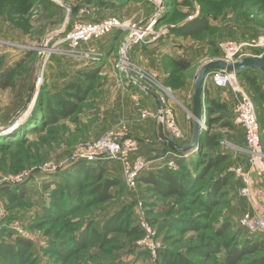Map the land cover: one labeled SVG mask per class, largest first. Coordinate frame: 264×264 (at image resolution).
I'll list each match as a JSON object with an SVG mask.
<instances>
[{
    "label": "rangeland",
    "instance_id": "rangeland-1",
    "mask_svg": "<svg viewBox=\"0 0 264 264\" xmlns=\"http://www.w3.org/2000/svg\"><path fill=\"white\" fill-rule=\"evenodd\" d=\"M113 1L0 0V264H165L172 260L178 263L181 258L190 264H223L226 250L222 244L248 236L240 221L253 203L263 201L260 196L264 193L258 196L256 188L264 186L255 177V196L251 200L240 196L244 183L235 169L249 166L245 134L235 122L231 94L227 109L210 116L206 111L205 93L204 123L198 147L188 154H180L181 159L198 164L192 170L193 185L187 187L185 195L170 196L139 180L149 171L168 166L174 157L167 155L172 151L165 153V147L155 153L147 149L140 151L138 155L142 159L162 160L152 162L135 184L126 182L120 163L103 162L104 179L111 177L120 183L111 190L112 199L108 202H98L95 184L87 178L70 181L75 193L71 205L69 199H63L65 184L55 186L57 182H68V176L64 180L61 174L76 162L72 160L79 150L108 135L120 141L151 140L154 145L160 142L155 134L130 129L127 108L138 119L144 110L131 88H137L144 95L148 93L145 89L153 92L173 111L183 132L181 138L173 139L186 145L193 130L190 99L201 67L224 58L223 46L230 41L251 45L242 49L241 57L264 52V0H165V5L164 0H151L154 4L146 2L144 13L134 4L116 6ZM161 3L164 13L167 9L171 12L164 21L159 19L150 38L168 27L166 35L158 41L170 42L169 47L176 46L181 55L188 56V50L193 51L191 68L181 71L170 58L159 62L136 59L132 47L127 49L129 63L125 70L117 67L127 41L152 20ZM76 10L79 13L72 16ZM82 10L85 14H81ZM203 14L208 16L210 29L194 36L173 32L175 25L191 22ZM110 18L119 19L125 27L111 48L99 52L95 65L86 66V61L65 56L61 50L65 51L67 45H57L63 38L60 31L73 20L99 22ZM115 34L86 46H100ZM41 52L46 54L39 63ZM89 67L97 68L100 73L92 80L93 88L84 100H77L76 92L66 91L63 85L72 77L78 79L77 69ZM10 69L14 72L8 77ZM250 73L258 76L264 88L263 75L254 70ZM130 76L139 81L136 86L129 82ZM6 81L8 87L3 88ZM34 81L38 86L33 103L18 118ZM240 81L256 105L264 142V99L244 79ZM51 93L67 97L76 111L66 115L65 108L56 99L48 98ZM40 105L46 112L34 114ZM152 114L158 116L157 111ZM211 135L219 136L218 145L202 154L204 142ZM219 155L226 157L222 164L210 171L208 168L205 174L198 171L208 159ZM231 173V180L220 195L214 191L209 193L217 179ZM22 188L27 197L19 194ZM214 196H217L215 203ZM226 224L230 225L229 229H224ZM18 238L31 246L25 243L19 246ZM17 247L21 253L16 257ZM2 254L10 257V263L3 262ZM262 262L264 251L245 257L239 264Z\"/></svg>",
    "mask_w": 264,
    "mask_h": 264
},
{
    "label": "built area",
    "instance_id": "built-area-1",
    "mask_svg": "<svg viewBox=\"0 0 264 264\" xmlns=\"http://www.w3.org/2000/svg\"><path fill=\"white\" fill-rule=\"evenodd\" d=\"M161 5L162 3L159 6ZM157 11H159V9ZM81 14H85V10H82ZM164 14L165 13L162 10L156 18V13L152 20L145 25V27H141L130 37L126 43L125 50H122L123 55L121 63L116 65L117 67H121L122 70H125L127 67L126 64L129 63L126 56L128 48L135 45L147 44L148 42L156 41L161 36L166 35L168 27H164L163 30L160 29L156 37L153 39L150 38L155 34V26ZM123 27L125 26L117 18L105 19L99 22H83L81 20H73L69 27L66 25L64 29L60 31L63 38L57 42V45L59 43L67 45L65 51L61 50L67 57H72L78 61L96 62L97 58L101 54L93 50H81L82 46L84 44H89L92 41H99L114 32L122 30ZM245 46L251 45H241L235 41L226 43L223 46L224 58H222V60L226 61L227 63H235L239 61L241 58V51L243 48H245ZM42 53H44L45 56L46 52ZM209 78H211L217 87L223 89L228 88L233 94L235 102V122L244 130L246 143L245 151L249 166L248 168L239 166L235 169V173L241 177L244 183V186L239 191L240 196L242 198H248L251 200L252 196H255L253 185L254 178H262L264 181V142L256 105L241 84L239 75L236 72H212L207 76L206 83ZM128 79L129 82L135 86L137 83H139V81L134 79L132 76H130ZM40 80L41 79L38 80L39 83ZM145 90L147 91V89ZM159 100L161 101V99ZM162 113L164 116L166 134L168 136H172H169L172 139L173 137L181 138L183 136V132L176 122L173 111L164 106ZM159 115V111L158 116L155 117V115L150 111L141 110L142 119L155 118L158 121ZM173 140L175 141V139ZM138 154H140V144L138 141L132 139L120 141L117 138H113L111 135H108L100 139L97 143H94L93 145L89 144L87 147L79 150L72 161H86L88 163H95L97 161L118 162L123 167L126 182L128 184H135V182H137L138 176L152 163L150 160L142 159ZM167 155L174 157L171 159V161H169L168 167L171 169H176L177 161L181 159V155L174 151L169 152ZM133 158L136 159L133 161ZM252 205V208L244 213L240 221L241 226L246 231H248L250 235L264 236V205L261 203H253Z\"/></svg>",
    "mask_w": 264,
    "mask_h": 264
},
{
    "label": "trees",
    "instance_id": "trees-1",
    "mask_svg": "<svg viewBox=\"0 0 264 264\" xmlns=\"http://www.w3.org/2000/svg\"><path fill=\"white\" fill-rule=\"evenodd\" d=\"M115 2V0L113 1ZM164 5H165V0L163 1ZM100 3L105 4L104 1H101ZM115 5V3H113ZM188 4V3H187ZM172 6V5H171ZM80 10H76L75 12H72L71 15L72 16H77V14L79 13ZM169 12H171V9H167V11L165 12V15L160 18V22L164 21L165 19L168 18L169 16ZM210 21L208 20V16L206 15H201L199 17H197L196 19L192 20L191 22H184V23H180L178 25H175L173 32H175V34L177 35H181V36H191V35H198L199 33H201L204 30L210 29L211 25L209 23ZM115 36L113 38V41L117 40V38L119 37L120 31L115 32ZM172 62L173 65H175L179 70L181 71H187L191 68L192 63L191 61H189L186 58L180 57L178 59L175 58H171L169 57ZM250 71L253 70H246V71H242L240 72L239 78L240 79H244L247 84L250 85V87L252 88V90L261 98L264 99V88L262 87V84L259 81L258 76H256L255 74H251ZM14 70L10 69L8 70L7 75L13 74ZM99 71L97 68L94 67H89V68H80L76 70V74H78V79L75 78H71L67 83H65L63 86L66 88V91H71L74 90L76 92L75 94V98L78 100H84V97L86 95L87 92L92 90V85L91 82L92 80H94L96 77H98L99 75ZM9 77V75H8ZM47 81V80H46ZM45 81V82H46ZM8 87V81L5 82L3 88H7ZM85 88V89H84ZM54 98L56 99V101L62 105V107L65 108V112L66 115L72 114L76 111L75 105H71V103L68 102L67 97L66 98H62L60 94H49L48 98ZM39 102H42L41 100H39ZM205 102L206 105H208L206 107V111L207 113H209V115H213L216 111L218 110H226L227 109V104L226 103H221V102H217L215 100H210L209 96L206 95L205 96ZM39 104V103H38ZM39 110L36 111L34 114H37L39 112H46L45 109L38 107ZM58 111H56V115H57ZM63 113V114H64ZM62 114V115H63ZM46 117V115L44 116ZM50 118L55 119V116L53 115H49ZM60 117V116H59ZM47 120V117H46ZM34 122V121H33ZM205 134V133H204ZM156 138L157 135L155 134ZM218 139L219 136L217 135H211L209 137H207V139L204 142V149H203V153L209 152L210 150H212L213 148H215L218 145ZM158 140V138H157ZM161 144L165 147V153L169 152V151H174L177 152L174 148L168 147L166 143H162ZM178 153V152H177ZM226 160V157L223 155H219V156H213L212 158L208 159L206 161V163H204V167H200V170H198L199 172L202 171V174H205V172L208 170L209 171L212 168H215L217 166H219L220 164H222L224 161ZM105 161H97L95 163H88L86 161H79V162H75L70 168L69 170L66 172L64 171L61 174V177L64 178V180L67 178L68 176V182L65 180V183H59L57 182L55 184V186H57V184H59L58 187H60V185H64L65 188H63L62 193H63V199H65V197L67 199H69L68 204H73L74 200L72 201V196H74V185L73 183L71 184L70 181H74L77 179H80L81 177L83 178H87L90 179L94 182L95 184V191L94 194L97 196V200L100 203H105L108 202L109 200L112 199L111 196V190L113 188L118 187V185H120L118 180L115 179H111V177H107V179H104V174H106V171L102 169L103 165ZM205 162V161H204ZM177 169H171L168 166H164L161 167L159 169H156V171H149V173H147L146 175H144V177H140L141 179H139L140 181L153 185L155 188H157V190H159L160 192H163L165 194L168 195H185L186 191H187V187H192L193 185V174L194 172L192 171L194 169V167H197L198 164L196 162V164L191 163L187 160L184 159H180L177 161ZM66 172V174H65ZM67 175V176H65ZM233 174H229V175H225L220 177L219 179H217L212 185V189H210L209 193H217L216 195H220L221 192L223 191L224 188H226V186H228V182L229 180H231V176ZM47 189H51V186H46ZM46 189V190H47ZM209 189V187L207 188ZM214 191V192H213ZM19 194H21V196L23 197H27V194H25V190L22 188L19 190ZM217 196H214L213 203H215V198ZM51 204H53V201L51 202ZM49 212V211H48ZM229 224H226L224 226V229L227 228L229 229ZM220 230L221 232L224 230ZM245 230V229H244ZM248 236L246 235V237H244V239L239 240L234 238L232 241L230 242H226L224 244H222V248H224L226 250V256H225V260L222 262L223 264H239L245 257L247 256H251L254 255L256 253L262 252L264 251V236H254V235H250L248 233V231H246ZM224 234V233H221ZM250 235V236H249ZM17 239V238H16ZM19 246L22 244H24L25 242L22 241V239L18 238V240L16 241ZM24 245L26 246H31L30 244L25 243ZM21 250L19 249V247H17V252H16V257L20 256V252ZM4 257H1V259L3 260V262H8L10 263L11 260L9 256L3 255ZM6 256V257H5ZM19 260V258H18ZM165 264H190L188 261L184 260V259H180L179 262L177 263V261H166ZM263 264V262H262Z\"/></svg>",
    "mask_w": 264,
    "mask_h": 264
},
{
    "label": "crops",
    "instance_id": "crops-1",
    "mask_svg": "<svg viewBox=\"0 0 264 264\" xmlns=\"http://www.w3.org/2000/svg\"><path fill=\"white\" fill-rule=\"evenodd\" d=\"M146 2L153 3L150 0H128V1H126V0H117L114 3H115L116 6L120 4V5H123V6L126 5L127 7H130V6H132L134 4L133 6L141 8L139 12H143L144 13L145 12L144 9H145ZM155 11H157V10L155 9ZM143 19H144V17H143ZM176 41H178V40L176 39ZM113 42H114L113 39H111V40L103 42L100 46H93L92 48L89 47V46H86L87 44L86 45L84 44L82 46L81 50H93V51L102 53L103 51H105V48H108V49L111 48V46H112L111 44ZM170 44H171L170 42L169 43H165V41H163V40L151 41V42H148L147 44H139V45L133 46L131 52H132V55H133L134 58L136 57V59H139V57H141V58L144 59L145 62L148 60V58L153 60V61L159 62L158 61L159 59L160 60H162L164 58L169 59V57H171V58L173 57L175 59L183 57V58H186L189 61H191L190 56H191V54H193V51H189L188 50V53H189L188 56L185 55L184 53H182V55H181V53L177 52L178 49L175 48L176 46L169 47ZM183 52H184V50H183ZM194 54H195V52H194ZM88 62H90V61H86V62H84V64L86 66H92V65L96 64L95 61L90 62V63H88ZM191 63H192V61H191ZM254 72H257V74H258L259 71L258 70H254ZM205 85H206L205 86V93H207V95L209 96L210 100H215L217 102L226 103V104L227 103L229 104L230 101L232 100L231 97H230V94H231L232 98H233V94L231 93L230 89L225 88L226 89L225 90L223 88L217 87L214 84V82L211 80V78L208 79V81H207V83ZM130 91L134 92V93H136L138 95L139 101H140L139 104L141 105V107L144 110H148L151 113H153L155 111L158 112V107H157L156 101L151 95H149L148 93L144 95L143 93L138 91L137 88H135V89L131 88ZM220 92L222 93V95H220ZM219 95L221 96V98L219 97ZM204 96H205V94H204ZM233 100H234V98H233ZM190 101H192V98L190 99ZM133 107L137 108V110H138V107H136L135 105H133ZM130 109L131 108H129V109L127 108V110L130 111L129 112V116H128V118H129L128 119V121H129L128 123L131 126L130 129H132L133 131L138 132V133L145 132V133H148V134H153V135L156 134L157 135V133H156L157 120L155 118L142 119V117L139 116V119H138V117L134 116V113ZM150 141L151 140H147V141H144V142H139L140 151H143V150L147 149V150H150L153 153H155V152H158V151H160L161 149L164 148V146L161 144V142H158L156 145H154ZM158 156H159V154H158ZM151 157H149V158H151ZM160 160H162V158H160V159L157 158L156 160H154L152 162L155 163V162H158ZM260 179H261V182L263 183V186H264L263 179L262 178H260ZM256 192H257L258 196H260L262 193H264V187L258 186L256 188ZM260 199L263 200V201H261V204L264 205V194L260 196Z\"/></svg>",
    "mask_w": 264,
    "mask_h": 264
},
{
    "label": "water",
    "instance_id": "water-1",
    "mask_svg": "<svg viewBox=\"0 0 264 264\" xmlns=\"http://www.w3.org/2000/svg\"><path fill=\"white\" fill-rule=\"evenodd\" d=\"M163 5L159 7V11L157 12L156 18L158 14L163 10ZM44 57V53H40L38 57V62L40 63ZM246 70H258L264 76V52L261 55L255 56H243L239 59V61L235 63H227L226 61L219 59L216 61H211L206 65L202 66L198 72L197 79L194 84V94L192 96V108L190 109L193 122V130L192 136L189 144L181 145L174 141L166 134L165 124H164V116L163 110L164 106L157 97L156 94L147 90L148 94L151 95L157 104L158 111L160 112L158 121H157V128L156 133L158 140L162 143H166L168 147L174 148L179 154L185 155L188 154L195 149H197L199 141L202 136V129L204 123V114H205V107H204V94H205V83L207 76L216 71H227V72H236L239 74L242 71ZM37 81H34L28 98L26 100L25 106L22 108L20 114L17 116L18 118L21 117L23 113H25L29 106L33 103L35 92L37 90ZM16 118V119H18ZM11 124V123H10ZM17 123H14V125ZM13 125V126H14Z\"/></svg>",
    "mask_w": 264,
    "mask_h": 264
},
{
    "label": "bare ground",
    "instance_id": "bare-ground-1",
    "mask_svg": "<svg viewBox=\"0 0 264 264\" xmlns=\"http://www.w3.org/2000/svg\"><path fill=\"white\" fill-rule=\"evenodd\" d=\"M37 85V84H36ZM38 86V85H37ZM40 93V92H39ZM12 130V129H11Z\"/></svg>",
    "mask_w": 264,
    "mask_h": 264
}]
</instances>
